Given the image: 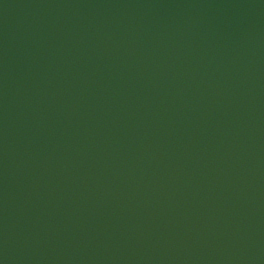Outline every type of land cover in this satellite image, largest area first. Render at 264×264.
Instances as JSON below:
<instances>
[{
    "label": "water",
    "instance_id": "obj_1",
    "mask_svg": "<svg viewBox=\"0 0 264 264\" xmlns=\"http://www.w3.org/2000/svg\"><path fill=\"white\" fill-rule=\"evenodd\" d=\"M0 264H264V0H0Z\"/></svg>",
    "mask_w": 264,
    "mask_h": 264
}]
</instances>
